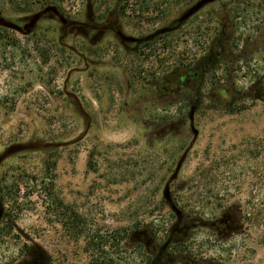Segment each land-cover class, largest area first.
I'll return each instance as SVG.
<instances>
[{"label":"rangeland","instance_id":"1","mask_svg":"<svg viewBox=\"0 0 264 264\" xmlns=\"http://www.w3.org/2000/svg\"><path fill=\"white\" fill-rule=\"evenodd\" d=\"M86 1L54 5L81 23ZM195 1L163 19L118 10V26L144 37ZM92 3L100 25L119 4ZM41 8L0 0L20 24ZM4 29L0 152L40 146L0 165L19 189L0 218V264H264V0H215L139 48L47 15L27 35Z\"/></svg>","mask_w":264,"mask_h":264},{"label":"water","instance_id":"2","mask_svg":"<svg viewBox=\"0 0 264 264\" xmlns=\"http://www.w3.org/2000/svg\"><path fill=\"white\" fill-rule=\"evenodd\" d=\"M214 1L215 0H196L193 4H191L184 11H182V13H180V15L176 18L178 25L160 27V28L156 29L154 32H152L149 35H146L144 37L138 38V37H135L132 35H127L120 30L117 31V35L121 41L133 42V41L150 40L159 34L175 30L180 24H182L187 19H189L191 16H193L195 13H197L203 6H205L206 4L212 3ZM91 14H93L92 0H87L86 1V16L89 17ZM46 15L50 18H56L64 26H67L68 24L78 23V21L69 20L63 13H61V11L59 10V8L56 5L50 4V5H46V6L42 7L41 9H39V10L29 14V15L22 17L21 18V22H22L21 24L5 18L0 12V26L14 30V31H17L23 35H27L34 30L38 20L41 19L42 17L46 16ZM68 47L70 49H72L75 53L78 54V52L76 51V49L73 46L68 45ZM73 70H75V69H71L68 72V76L70 75V73ZM192 132L194 134V137H193L191 143L194 141L197 131H196V129H194L192 127ZM63 144L64 143H55L53 145L61 146ZM36 146H40V145L39 144H33V143H13V144L8 145L6 148H4L0 152V165L9 155L13 154L14 152L26 150L29 148H34ZM187 150L188 149H186L182 153L180 158L178 159V161L175 165V169H174V171L170 177V180L177 176V173H178V171L182 165V162L186 156ZM162 195H163L164 199L168 202V204L172 207L174 212L176 214H179L180 210L172 202L168 182L164 185V188L162 190ZM1 215H2V206H1V202H0V218H1Z\"/></svg>","mask_w":264,"mask_h":264},{"label":"trees","instance_id":"3","mask_svg":"<svg viewBox=\"0 0 264 264\" xmlns=\"http://www.w3.org/2000/svg\"><path fill=\"white\" fill-rule=\"evenodd\" d=\"M6 3L12 4L13 6H16L18 8H21L23 10H34L37 7H43L50 4H55L56 2H63L64 0H3ZM119 2L118 10L125 12L126 8L132 7V11L136 17L144 18L146 20L151 19H163L165 18L169 13H171L172 8L180 3L187 2L189 0H117ZM93 4V3H92ZM188 20V19H187ZM0 29H4V27L0 26ZM147 43L149 42L146 41ZM249 60L245 61V64H249ZM246 66L247 69L248 66ZM241 67V66H240ZM245 76V75H244ZM246 106L242 105L240 109H244ZM45 168H46V178L52 179L53 178V168L55 165L54 159H47L45 162ZM28 176V175H27ZM31 181L32 183L36 182L35 177L29 176L27 178V181H21L28 183ZM7 182H11L9 180L3 179V181L0 183V202L2 206V212L3 208H5V205H7V202L14 203L17 198L19 191L18 187L13 192L11 191V185H7ZM14 182L15 186L19 183L18 180L12 181ZM44 181L41 180L39 185H41ZM34 185V184H33ZM36 186V185H35ZM10 203L8 208H5V211L7 214H11V211H13L14 205ZM17 209V207H14ZM2 216V215H1Z\"/></svg>","mask_w":264,"mask_h":264},{"label":"flooded vegetation","instance_id":"4","mask_svg":"<svg viewBox=\"0 0 264 264\" xmlns=\"http://www.w3.org/2000/svg\"><path fill=\"white\" fill-rule=\"evenodd\" d=\"M118 6H119V4L117 3V5L115 6V9L111 13H109V17L101 25L95 21L94 12L89 17H87V21L86 22L75 23V24H72V25H74V26L76 25L77 27H80L83 30L84 34H86V35H87L88 31H90V30H94L96 32L95 37L102 36L106 31H114V33L117 35V31L118 30L122 31L120 29V27L118 26V18H117V15H116V13L118 11ZM183 23L180 24L175 30L179 29L183 25ZM68 25H71V24H68ZM175 25H178V22L176 20L173 22L172 26H175ZM67 26H65V27H67ZM117 37H118V35H117ZM138 38H141V37H138ZM121 42L122 43H134V44L137 45V48H139L143 43H146L143 40L142 41H133V42H131V41H121ZM177 216L179 217V219H181L182 213L177 214ZM177 229L178 228L175 226L173 231H172V233H174ZM169 243L165 244V248L163 247L164 250L169 245ZM146 264H150V263H146Z\"/></svg>","mask_w":264,"mask_h":264}]
</instances>
